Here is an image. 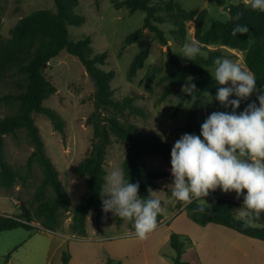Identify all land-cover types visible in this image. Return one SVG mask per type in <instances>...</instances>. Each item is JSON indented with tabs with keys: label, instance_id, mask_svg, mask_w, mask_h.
<instances>
[{
	"label": "rangeland",
	"instance_id": "obj_1",
	"mask_svg": "<svg viewBox=\"0 0 264 264\" xmlns=\"http://www.w3.org/2000/svg\"><path fill=\"white\" fill-rule=\"evenodd\" d=\"M124 0H78L75 12L84 17L81 26H69L71 38L79 40L89 36L95 53H106L107 59L100 68L104 71H115L111 82L112 96L117 100L131 98L132 103L144 110L145 115L129 108H112L108 115L115 116L124 123L135 125L146 139L156 138L168 143L170 150L176 140L184 134L193 98H186L185 85L192 84L187 79L176 92L162 99L167 85L163 78L177 69V62L187 58L181 56L185 42L195 41L194 22L186 23V35L182 38L178 30L170 23L159 25L166 37L167 45L162 44L155 35L144 31L139 40L130 45L125 44L128 35L142 27L145 13L137 11L130 14L126 7L116 9L115 2ZM160 0H153L157 3ZM188 11L207 12L204 30H209L215 23H228L231 20L230 7L243 0H174ZM2 20L0 33L11 36V31L22 18L37 10L56 11L54 0H0ZM239 25L247 26L249 44L258 38L263 39L264 20L243 19ZM185 41V42H184ZM171 48V54L168 49ZM201 56L208 51L201 45ZM209 50H219L227 58L243 69L246 51L223 46L220 43L208 46ZM147 51L144 67L138 70L135 77H127L132 60L140 52ZM215 66L206 67L214 76ZM147 71L154 74V79L147 88L145 78ZM45 77L56 87V92L43 102V105L54 109L64 120V133L56 130L51 120L44 114H33L48 156L56 167L60 182L71 199V209L58 211L59 226L54 231L46 230L40 218H34L31 232L19 228L0 233V264H62V253L70 254V264H174L175 251L170 246L172 233L179 234L186 244V252H192L193 236H204L200 230L190 225L188 211L178 207L179 201L172 196L171 156L165 159L162 154L145 153L140 160L145 170L164 171L168 176L158 181L159 188L152 191L154 198L161 200L164 221L140 240L133 235L134 229L124 222L115 223V216L103 213L102 221L97 224L89 213L86 218L87 235L79 236L72 231L73 209L87 191L86 178H79L73 167L89 154L94 141V127L90 119L95 110L94 86L81 62L74 56L63 52L52 59L44 69ZM227 86H231L230 82ZM257 87V85H256ZM187 91V90H186ZM258 91L248 100L258 106ZM248 107L244 106L243 111ZM215 111L214 102L203 94L200 98L198 121L202 123ZM11 111L5 105L0 106V118ZM197 135V132H193ZM5 140L6 163L18 173L14 186L6 189L0 185V214L19 216L27 206L32 211L39 201L35 198L43 172L40 164L34 162L28 172L27 162L34 146L24 131L16 135H7ZM128 144L111 134L107 148L105 169L107 174L114 168H122L128 154ZM217 194L237 200V210L243 204L235 192L224 193L217 189ZM53 193L50 189L46 197ZM207 204L209 201L205 198ZM181 212V213H180ZM181 217L173 226L172 220ZM176 218V219H177ZM187 218V219H186ZM188 221V222H187ZM197 227H202L197 224ZM181 231V232H178ZM187 232V233H182ZM193 234V235H190ZM10 259L7 261V256ZM184 259V258H183Z\"/></svg>",
	"mask_w": 264,
	"mask_h": 264
},
{
	"label": "trees",
	"instance_id": "obj_2",
	"mask_svg": "<svg viewBox=\"0 0 264 264\" xmlns=\"http://www.w3.org/2000/svg\"><path fill=\"white\" fill-rule=\"evenodd\" d=\"M54 1L56 11L37 10L22 18L11 31L9 38L0 33V106L5 105L11 111L0 118V185L10 189L18 178V173L6 163L4 138L10 134L16 135L19 131H24L34 146L27 162L28 172L35 161L40 164L43 172V178L35 194L39 201L36 208L32 211L22 205L23 211L19 216L0 214V233L19 228L31 232L35 229L32 225L34 218H40L46 230L54 231L59 226L58 211L71 209V199L60 182L59 173L46 152L41 132L33 120V114H44L51 120L56 130L64 133L62 117L54 109L43 105V102L56 92V87L45 77L44 69L46 64L63 52L76 57L85 68L94 86L95 103V110L90 117L94 127L91 151L79 165L73 167L79 178H86L87 191L73 209L70 225L72 231L79 236L87 235L86 218L89 213L94 216L97 224L102 221L104 212L100 192L104 188L107 175L105 164L111 134L128 144L129 151L123 162V171L126 179L139 183L138 194L141 198L146 199L149 196L154 198L152 191L159 188L158 181L168 176L164 171L143 169L140 160L145 153L162 154L168 159L171 153L170 145L156 138L148 140L135 125L108 115L112 108H129L142 115H145V112L134 105L131 98L124 100L113 98L111 82L115 78V71H104L100 68L106 63L107 54L95 53L89 36L79 40L71 38L68 27L81 26L85 21L84 17L75 12L78 0ZM114 6L116 9L126 7L130 14L137 11L146 14L142 27L126 37V45L142 38L145 30L152 32L162 44L167 45L166 37L159 25L172 24L183 38L187 33L186 23L194 22L195 40L208 51V55L206 57L198 55L194 61L186 59L177 62L176 71L163 78V81L168 83L163 90L162 99L174 94L187 79H192V84L196 85V90L192 94L186 93V98H194L183 128L184 134L197 132V135H200L198 112L203 94H211L208 97L214 102L215 111H232L215 100L220 85L214 80V76L206 71V67L214 66L213 61L217 57L224 58V54L219 50H209L208 46L220 43L231 49L246 51V67L255 74L257 89H264V35L263 39L258 38L251 44L248 39L249 33L232 35L233 29L243 19L264 20V13L251 10L243 1L230 7L231 20L228 23H215L207 31L203 27L207 16L205 10L188 11L174 0H160L157 3H153V0H124L115 2ZM238 14L240 18L236 19ZM1 20L0 6V23ZM146 58V50L136 55L127 71L129 79L135 77L138 70L144 67ZM145 78L146 86L149 88L154 74L147 71ZM229 99L237 97L233 95ZM249 104L248 100H241L240 107L235 110L236 113L243 112V107ZM48 189L53 193L50 198L46 197ZM207 200L210 206L202 212L193 211L197 208L195 201L185 207L195 223L201 226L221 225L264 242V214L253 220L250 226L244 227L242 221L237 218L236 199L210 192ZM183 206L179 202L178 207ZM157 219L159 224L163 219L162 213ZM124 222L133 228L131 222L115 217L116 225L120 226ZM188 240L192 244L190 239ZM170 246L175 251L174 264H197L195 251L186 252V244L179 234H171ZM9 259L10 255L6 260ZM61 260L62 264H70V254L64 251Z\"/></svg>",
	"mask_w": 264,
	"mask_h": 264
},
{
	"label": "clouds",
	"instance_id": "obj_3",
	"mask_svg": "<svg viewBox=\"0 0 264 264\" xmlns=\"http://www.w3.org/2000/svg\"><path fill=\"white\" fill-rule=\"evenodd\" d=\"M243 3L264 13V0H243ZM239 18L238 14L236 19ZM248 31L247 26L237 25L232 35ZM201 54L198 42L189 41L180 55L194 61ZM213 63L214 80L220 85L215 100L232 111H213L202 123L200 135L185 133L175 141L170 153L171 194L185 207L197 202L193 211L202 212L210 206L205 199L210 192L217 189L235 192L237 199L243 196L237 218L242 226L248 227L264 214V89L258 90L255 74L239 64L220 57ZM229 82L231 86H227ZM195 90V84L183 88L190 94ZM256 91L260 92L258 106L251 103L237 114L235 110L241 100ZM233 95L237 99L230 100ZM100 193L102 211L131 222L135 237L145 240L157 228L161 200L151 196L141 198L139 183L126 179L122 168H114L106 175Z\"/></svg>",
	"mask_w": 264,
	"mask_h": 264
},
{
	"label": "crops",
	"instance_id": "obj_4",
	"mask_svg": "<svg viewBox=\"0 0 264 264\" xmlns=\"http://www.w3.org/2000/svg\"><path fill=\"white\" fill-rule=\"evenodd\" d=\"M184 209L185 207L182 211ZM176 218L172 220L173 226L181 217ZM187 220L190 225L200 230L201 235L204 234L197 238L193 236L192 250L195 251L197 264H264L263 241L217 224H207L199 228L192 219ZM163 221L164 217L159 224Z\"/></svg>",
	"mask_w": 264,
	"mask_h": 264
},
{
	"label": "water",
	"instance_id": "obj_5",
	"mask_svg": "<svg viewBox=\"0 0 264 264\" xmlns=\"http://www.w3.org/2000/svg\"><path fill=\"white\" fill-rule=\"evenodd\" d=\"M168 49H169V51H170V56L172 57L170 46H168ZM47 65H48V64H46V66H47Z\"/></svg>",
	"mask_w": 264,
	"mask_h": 264
}]
</instances>
